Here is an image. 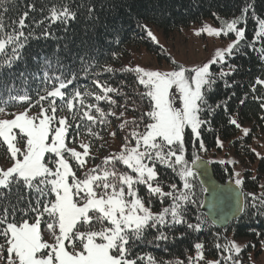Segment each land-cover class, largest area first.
<instances>
[{"label":"snow or ice","instance_id":"1","mask_svg":"<svg viewBox=\"0 0 264 264\" xmlns=\"http://www.w3.org/2000/svg\"><path fill=\"white\" fill-rule=\"evenodd\" d=\"M8 4L14 5L15 0H0V9L7 12ZM80 7H86L89 20L96 15L93 6ZM26 8L13 21L10 32L0 15V75L15 71L21 83L31 79L43 86L36 89L35 97L27 89L15 91L14 84L6 86L7 98L0 96V114L12 117L0 119V147L8 160L7 167H0V238L4 241L0 243V264H242V246L227 237L221 243L219 232L214 233V260L207 259L205 242L199 239L185 248V253H193L186 259L161 261L141 246L170 251V245L183 244L189 233L199 234L209 224H216L207 215L190 216L192 206H203L199 196L209 191L195 183L198 176L193 166L206 163L197 153L207 151L203 132L213 131L215 117L222 112L226 124L247 137L250 129L242 127L239 111H233L230 104L235 102L239 108L251 98L264 122V18L257 16L251 0L231 19L212 12L220 27L204 25L194 33L230 40L206 62L186 67L172 61L169 70L139 65L117 70L105 65L104 73L120 71L135 77L134 86L124 80L113 86L100 78L95 71L98 65L89 63L90 56H78L80 72L92 77V87L83 90L75 87L80 73L61 61L59 46L50 55L42 50L25 55L30 39H57L51 25L59 23L67 30L77 12L68 4L53 6L43 19L34 21L40 28L36 34L24 31L29 27L25 21L35 11L33 4ZM249 18L255 25L251 39L247 36ZM138 27L157 42L146 24ZM250 53L257 54L262 73L245 86L238 77L250 74L251 69L238 61ZM21 61L23 69L18 67ZM129 87L134 90L129 92ZM221 95L222 99H216ZM10 101L23 111L9 113ZM102 102L109 106L107 111ZM34 107L39 111L30 115ZM109 117L119 121V132L109 135L116 138L123 133L120 148L103 157L100 164L88 167L95 160L93 141L103 139L94 126H109ZM81 136L91 139L69 146L76 145ZM189 142L193 149L190 160ZM215 145L224 147L218 135ZM250 151L264 166V154ZM219 163L234 166L236 162ZM230 175L232 184L212 188L214 198L217 193L226 197L233 185L241 189V173ZM259 187L264 192V184ZM237 203L239 213L264 216V194H242ZM249 206L252 211L246 212Z\"/></svg>","mask_w":264,"mask_h":264},{"label":"trees","instance_id":"2","mask_svg":"<svg viewBox=\"0 0 264 264\" xmlns=\"http://www.w3.org/2000/svg\"><path fill=\"white\" fill-rule=\"evenodd\" d=\"M249 2V0H15V4H8L7 12H3L0 9V15L3 16V23L5 24L6 31L12 30V23L14 20H18L19 16L27 10V4H33L35 11L30 12L28 19L25 23L29 26L24 31H34L39 34L40 28L36 26L34 21L43 19L48 15L49 10L55 6L59 8L63 4L71 5L72 10L77 12V19L70 22L65 27L59 23L51 25V31L57 37V39L43 38L30 39L25 51V55L44 51L46 54H52L57 46L61 48V52L58 54L61 61L65 65H72L73 71L80 73V78L76 82L75 87L83 90L85 87H92L91 76L80 72L81 62L78 56L91 57L89 63L98 65L95 68L96 72H100V78L103 81H107L113 86L120 84L121 80L127 82L128 85L134 86L135 77L132 73L117 71L113 73H104L102 71L103 66L111 65L114 69L125 68L123 64L127 58V51L131 48L145 47L152 54L157 56L158 46L153 44L148 38L147 34L142 31L138 24H146L149 27H154L163 32H170L181 28H188L194 24L201 23L205 20H210L214 25L220 26L219 21L211 15L212 12L218 13L221 18L231 19L234 15H239L241 7ZM254 5L257 16L264 18V0H251ZM93 6L96 15L89 20L86 13V7ZM48 22L46 21L45 24ZM254 21L249 18L247 24V36L251 39L254 30ZM87 32V35L85 33ZM87 40V45H82L81 41ZM65 45L67 47L65 48ZM10 51V48L8 49ZM3 54H0L2 58ZM257 54L250 53L248 58L240 57V63H243L245 69L250 68V74L242 73L239 79H241L245 86L250 79H253L257 75H261L262 68L259 61L256 58ZM30 68L32 67V61L28 60ZM20 69H23L24 62L21 61L18 65ZM34 70V69H33ZM14 84L15 91H21L22 89L29 90L30 94L35 97L36 89L43 87L36 81L29 79L28 82L21 83V80L16 78L15 71L11 74L0 75V96L7 98L6 86L12 87ZM139 87V86H135ZM132 92L133 87L127 89ZM246 90V89H245ZM238 93L242 92V89H237ZM223 96L216 97V99H222ZM120 102L122 103V98ZM235 100V98H233ZM215 102V100H213ZM15 102L9 103L7 111L22 108L20 106H11ZM101 106L107 111L108 105L102 102ZM230 107L233 111H239L242 127L250 129V133L247 137H244L239 129L234 126L226 124L225 117L222 112L217 115L213 122V131L203 132V139L207 148L206 152L221 151L215 145V137L220 136L223 141L224 147L222 150L228 151L232 158L235 157L246 169L244 174V184L241 186L243 196H247L249 193H253L257 196L264 194L260 184H264V166H261L255 159L254 154L250 151V146L253 141L259 137L264 138V122L259 119L260 109L258 104L249 98L244 106L237 108V104L232 102ZM131 113H129V116ZM111 124L107 127L103 125H96L95 130L100 133L103 139H95L93 141L92 153L94 156L101 154L103 151V141L107 137L108 131H117L119 121L113 117H109ZM123 133H119L118 137L113 138L112 141L118 142L121 145ZM90 137L81 136L80 140L88 142ZM190 139V138H189ZM0 150L5 153L3 148ZM192 145L188 144L187 158L190 160L192 155ZM199 153V152H198ZM197 153V154H198ZM234 159V158H233ZM236 160H234L236 162ZM101 163V162H100ZM99 163V164H100ZM237 163V162H236ZM229 163H212V173L216 180L220 183H226L231 180V167ZM253 168V175L251 172ZM256 176L257 179L253 180L252 177ZM195 183L200 185L196 180ZM199 191V189H198ZM202 193L199 196V203H202ZM259 201H257L258 203ZM250 204V201H246ZM157 205L154 210H158ZM200 208L192 206L190 208V216H195L197 213L201 214ZM252 209L246 208V212H250ZM203 215V214H202ZM219 232L221 234L220 242H224V238L232 236V238L238 240L242 239L247 241L248 249H254L255 254L258 255L261 251V240H264V216H249L245 213L241 215L235 221L228 224L225 229H218L209 224L205 230L199 234L189 233L184 243L178 247L169 246L170 251H164L163 249L154 248L150 245H142L141 249L145 252H150L157 259L173 260L177 258H185L187 255L193 254L192 251L185 253V248H189L190 245L199 239L205 242L207 259H216L217 253L214 248V233ZM256 233H260L257 236ZM151 237H149L150 239ZM3 239L0 238V243H3ZM254 245V247H253ZM246 255H240L241 260H245ZM248 256H246V263L242 261V264H249Z\"/></svg>","mask_w":264,"mask_h":264},{"label":"rangeland","instance_id":"3","mask_svg":"<svg viewBox=\"0 0 264 264\" xmlns=\"http://www.w3.org/2000/svg\"><path fill=\"white\" fill-rule=\"evenodd\" d=\"M204 25H209L214 28H218L220 26L214 25L210 20H205L201 23L194 24L188 28H181L178 30H173L168 33L160 31L154 27H149L151 29L153 35L156 37L157 42H153L150 37H148L153 44L159 47L157 51V56L148 51L145 47L141 46L139 48H131L127 51V58L123 61L126 67H135L137 65L150 69V70H169L173 65L172 61H175L177 64L184 65L186 67H191L194 65H199L203 62H206L214 53L217 48L225 47L230 40L226 37H210L205 33H202L200 36L195 35L194 33L201 29ZM23 111V108L15 109L12 111H8L9 113H16ZM39 109H32L30 111V115L37 114ZM12 117L6 116L4 114H0V119H11ZM113 131V130H112ZM111 131L106 133L107 137L103 141L102 147L103 152L99 154L95 158L94 161H89L88 167H92L95 164H99L103 157L107 156L110 152H116L119 150L120 145L118 142L112 141V136L109 135ZM81 142L80 139L76 141V145L69 143L70 147H75ZM250 149H255L256 151L264 154V138L259 137L253 141ZM80 150V149H78ZM0 150V167H7L8 160L6 158L5 153ZM93 154V153H92ZM94 155V154H93ZM198 155L205 162H215L219 163L221 160L223 161H234L235 157L230 156L228 151H211L208 153L199 152ZM234 158V159H233ZM237 163L233 166L232 164H228L231 167V172L237 171L240 172L242 177L244 178V174L246 169L243 165L240 164L239 161L236 160ZM74 163V162H73ZM210 164V163H208ZM251 172L253 175V168H251ZM228 183L232 180H228ZM44 226L42 225V228ZM45 239H49L47 234H45ZM229 240H232V236L228 237ZM236 240V239H234ZM239 243L243 251L241 255L248 256L249 264H264V247L261 248V251L258 255H256L254 249H248L246 252L244 250L247 248V241L238 239L236 240ZM255 252V253H254ZM246 256L244 257L246 263ZM240 259V258H239ZM213 260V259H209Z\"/></svg>","mask_w":264,"mask_h":264},{"label":"water","instance_id":"4","mask_svg":"<svg viewBox=\"0 0 264 264\" xmlns=\"http://www.w3.org/2000/svg\"><path fill=\"white\" fill-rule=\"evenodd\" d=\"M193 170L197 172L200 184L202 183L204 187L209 189V191L205 192L203 196V206L201 207L202 214L207 215L210 220H215L216 224L214 226L220 229L226 228L230 222L236 220L241 214L237 212V201L242 199L240 189H235L233 185L232 191L226 197L217 193V196L214 198L212 193V188L214 186L222 188L232 183L229 182L222 184L217 181L214 178L212 169L207 162L203 167L199 166V164L193 166ZM233 216H235V219H233Z\"/></svg>","mask_w":264,"mask_h":264},{"label":"bare ground","instance_id":"5","mask_svg":"<svg viewBox=\"0 0 264 264\" xmlns=\"http://www.w3.org/2000/svg\"><path fill=\"white\" fill-rule=\"evenodd\" d=\"M213 174V173H212ZM214 176V175H213ZM215 178V177H214ZM218 181V180H217ZM222 184H225V183H222Z\"/></svg>","mask_w":264,"mask_h":264}]
</instances>
